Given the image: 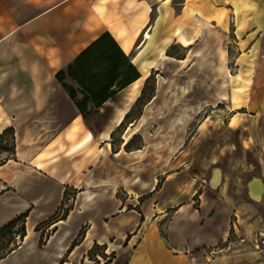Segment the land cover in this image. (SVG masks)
Returning <instances> with one entry per match:
<instances>
[{"label": "rangeland", "instance_id": "374dc122", "mask_svg": "<svg viewBox=\"0 0 264 264\" xmlns=\"http://www.w3.org/2000/svg\"><path fill=\"white\" fill-rule=\"evenodd\" d=\"M114 2L104 11L109 28L129 31L125 23L141 25L149 9L127 52L140 80L74 125L79 114L54 91L48 106L58 111L42 122L59 126L31 143L49 159L25 169L67 185L59 209L35 230L76 205L90 223L134 216L157 222L164 239H199L191 252L199 264H264V0ZM149 76L143 101L116 125ZM21 85L0 83V93L19 94ZM8 119L0 110L12 129L0 139V165L15 151ZM254 180L259 200L249 192ZM20 232L19 222L0 233V257L17 248ZM100 253L93 248L90 259Z\"/></svg>", "mask_w": 264, "mask_h": 264}, {"label": "crops", "instance_id": "0c3cea01", "mask_svg": "<svg viewBox=\"0 0 264 264\" xmlns=\"http://www.w3.org/2000/svg\"><path fill=\"white\" fill-rule=\"evenodd\" d=\"M114 1L0 0V83L22 84L19 94L12 95V89L6 88L0 93V110L10 116L8 122L16 131L14 154L0 165V197L3 198L0 228L27 212L24 237L17 248L0 259V264H199L191 253L201 243L199 239L183 240L170 234L164 239L159 225L151 219L133 216L128 220L119 215L94 224L84 215L85 208L74 205L64 219L53 220L35 230L59 209L61 193L67 185L54 179L49 172H41L43 168H37V175L25 169L27 164L49 159L42 158L36 145L31 143L35 138L50 139L51 134L40 132L59 126L42 122L58 111L48 106L54 91H61L54 75L104 32L114 38L122 51L123 44L131 40V49L139 29L145 25L149 9L141 25L134 27L132 23H125L131 29L121 35L104 23L95 25V12L107 10ZM125 114L126 111H121L116 125ZM79 118L81 116L74 118L73 125ZM6 127V122L0 120V134ZM261 193V182H251V196L259 200ZM81 230L82 239L71 247ZM95 246L102 247L101 253L90 259L88 254Z\"/></svg>", "mask_w": 264, "mask_h": 264}, {"label": "trees", "instance_id": "16d2710c", "mask_svg": "<svg viewBox=\"0 0 264 264\" xmlns=\"http://www.w3.org/2000/svg\"><path fill=\"white\" fill-rule=\"evenodd\" d=\"M131 58V55H126L122 51L118 43L108 32H104L82 50L69 65L59 70L54 75V79L81 118L85 119L90 113L97 111L115 93L123 90L140 78V72L132 64ZM151 77L146 78L141 95L124 115L119 126L132 116L134 108L143 101L146 85L151 80ZM9 131H12V129H4L0 134V139ZM128 145L129 141L124 145V148ZM12 154H14V151ZM26 217L27 212L11 220L0 228V233L10 231L20 222L21 232L19 236L22 239L25 235L24 220ZM82 236V233L79 232L71 243V247L77 245ZM91 251L88 254L89 257ZM3 257H0V259Z\"/></svg>", "mask_w": 264, "mask_h": 264}, {"label": "bare ground", "instance_id": "6f19581e", "mask_svg": "<svg viewBox=\"0 0 264 264\" xmlns=\"http://www.w3.org/2000/svg\"><path fill=\"white\" fill-rule=\"evenodd\" d=\"M168 0H164V2H167ZM108 12V11H107ZM96 13V15H97V17H95V21H94V23H95V25H99V24H105V25H107L108 27H109V25H110V23L108 22V21H105L104 20V18H105V15H104V11L103 10H99L98 11V13L97 12H95ZM111 17V16H110ZM93 18V17H92ZM118 20V19H117ZM113 23V22H112ZM144 29V28H143ZM113 30L115 31V33L116 34H118V35H121L124 31H125V28H123L122 26H120V25H114L113 26ZM147 37H145V39H146ZM130 47H131V40H129V41H127V42H125L124 44H123V46H122V48H123V51L125 52V53H127L128 51H129V49H130ZM138 80V79H137ZM132 97V96H131ZM131 100V99H130ZM129 100V101H130Z\"/></svg>", "mask_w": 264, "mask_h": 264}, {"label": "water", "instance_id": "95a60500", "mask_svg": "<svg viewBox=\"0 0 264 264\" xmlns=\"http://www.w3.org/2000/svg\"><path fill=\"white\" fill-rule=\"evenodd\" d=\"M250 186V185H249ZM249 192H250V187H249Z\"/></svg>", "mask_w": 264, "mask_h": 264}, {"label": "built area", "instance_id": "2783aa9c", "mask_svg": "<svg viewBox=\"0 0 264 264\" xmlns=\"http://www.w3.org/2000/svg\"><path fill=\"white\" fill-rule=\"evenodd\" d=\"M262 243H264V242H262Z\"/></svg>", "mask_w": 264, "mask_h": 264}]
</instances>
